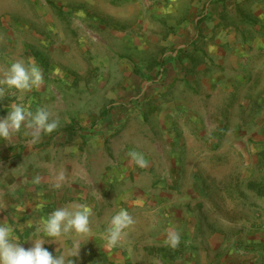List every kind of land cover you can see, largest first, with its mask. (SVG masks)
I'll return each mask as SVG.
<instances>
[{
	"label": "crops",
	"instance_id": "crops-1",
	"mask_svg": "<svg viewBox=\"0 0 264 264\" xmlns=\"http://www.w3.org/2000/svg\"><path fill=\"white\" fill-rule=\"evenodd\" d=\"M16 61L43 83L0 84V119L21 105L58 126L0 139L14 242L32 247L42 218L87 205L94 235L45 237L53 256L264 264V0H0V81ZM121 209L134 223L110 249L101 234Z\"/></svg>",
	"mask_w": 264,
	"mask_h": 264
},
{
	"label": "clouds",
	"instance_id": "clouds-1",
	"mask_svg": "<svg viewBox=\"0 0 264 264\" xmlns=\"http://www.w3.org/2000/svg\"><path fill=\"white\" fill-rule=\"evenodd\" d=\"M43 83V76L40 68L29 62L26 66L22 61L12 63L5 73V77L0 84L9 88L28 91L33 88H39ZM3 89L0 88V92ZM22 124L28 128H35L37 133L43 131L52 133L58 126L57 121L49 120L48 111L43 108L37 109L35 113L24 106L15 105L7 116L0 119V139L8 138L12 133L17 132ZM39 139L38 135L33 137L32 142L35 143ZM128 155L140 167H146V161L142 154L137 152H129ZM56 188L60 184L55 185ZM92 210L87 205H80L75 209L69 207H60L51 212L46 218H42L43 236L33 243V246L25 249L22 244L14 242L16 237L13 229L8 224H0V264H74L70 259L72 256L79 255V249L74 245L73 249L66 253L53 256L43 245L45 237L60 238L71 233H75L79 237H91L94 235L90 217ZM134 220L128 211L121 209L115 213L108 227L101 234L105 246L114 248L121 244L123 237ZM170 247L175 248L180 243V235L178 232H172L167 240Z\"/></svg>",
	"mask_w": 264,
	"mask_h": 264
}]
</instances>
